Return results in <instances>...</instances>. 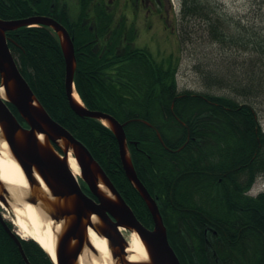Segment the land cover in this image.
Wrapping results in <instances>:
<instances>
[{
    "label": "trees",
    "instance_id": "1",
    "mask_svg": "<svg viewBox=\"0 0 264 264\" xmlns=\"http://www.w3.org/2000/svg\"><path fill=\"white\" fill-rule=\"evenodd\" d=\"M47 7L45 0L32 6L0 0V18L45 15ZM209 10L204 0H187L181 17L205 20L217 36ZM6 37L39 102L87 146L136 217L151 228L146 204L122 168L113 132L68 106L56 33L48 27H20ZM87 41L73 40L76 90L86 107L124 124L136 173L156 199L181 264H264V192L247 194L264 173V132L256 112L229 96L179 91L175 62L158 63L145 48H134L119 60L114 48L95 52ZM27 244L32 264H53L38 244ZM0 264H24L1 230Z\"/></svg>",
    "mask_w": 264,
    "mask_h": 264
},
{
    "label": "water",
    "instance_id": "2",
    "mask_svg": "<svg viewBox=\"0 0 264 264\" xmlns=\"http://www.w3.org/2000/svg\"><path fill=\"white\" fill-rule=\"evenodd\" d=\"M30 24L50 26L58 34L65 61L64 88L68 104L77 115L101 120L111 129L118 142L124 173L145 202L152 218V228L137 219L89 149L51 118L20 73L7 45L5 32ZM75 67L71 37L56 20L46 16L8 20L0 18V88L4 93V96L0 95V135L25 174L28 183L26 202L36 206L62 226L55 244V264H78L86 247L97 253L89 241L88 227L106 237L114 264H181L169 244L158 205L136 174L127 149L124 124L106 112L87 109L73 97ZM8 102L15 106L28 128L18 122L9 109ZM40 135L42 138H39ZM53 144L59 146L63 157L54 149ZM70 151L79 166L81 179L97 201L81 191L69 166ZM100 184L111 196L100 188ZM7 194L8 190L0 180V201L8 206ZM93 215L97 217L95 222L92 220ZM0 221L3 222L1 214ZM3 225L5 226L4 222ZM119 226L136 232L145 246L147 261L133 262L127 258L128 242ZM7 231L17 243L25 264H31L17 237L8 229ZM113 241L117 247H113Z\"/></svg>",
    "mask_w": 264,
    "mask_h": 264
},
{
    "label": "rangeland",
    "instance_id": "3",
    "mask_svg": "<svg viewBox=\"0 0 264 264\" xmlns=\"http://www.w3.org/2000/svg\"><path fill=\"white\" fill-rule=\"evenodd\" d=\"M181 1L172 0L178 14ZM204 2L211 9L208 15L213 17L219 35H214L216 33L211 30L210 24H205V20L181 17L176 36L178 42L173 33L162 31L152 38L142 35L136 40V46L147 48L158 63L165 65L168 59L175 62L179 91L229 96L239 104H249L264 129V0ZM209 75L210 78H207ZM211 78L222 82L210 83ZM8 190V206L4 204V214L20 233L10 208L16 202L13 192ZM260 192H264V174L258 176L250 189L252 195ZM125 230L127 232H122L128 241L129 232ZM81 255L86 261L99 258L87 247Z\"/></svg>",
    "mask_w": 264,
    "mask_h": 264
},
{
    "label": "flooded vegetation",
    "instance_id": "4",
    "mask_svg": "<svg viewBox=\"0 0 264 264\" xmlns=\"http://www.w3.org/2000/svg\"><path fill=\"white\" fill-rule=\"evenodd\" d=\"M24 1H29L30 6H32V4H35L39 0ZM45 1L48 2V7L45 10L47 14L35 15L55 19L65 27L73 40H80L82 38L84 41L88 39L85 44L95 52L114 48V53L119 57V60H122L124 53L134 48H144L136 46V40L142 35L152 38L155 34L162 31H170L175 37L178 36L181 22V8L183 3L187 2V0L181 1L178 14L172 0ZM176 41L178 42L177 37ZM78 183L82 191L92 197L86 192L85 187L79 179ZM0 210L4 213L2 207ZM3 222L7 228L3 225ZM3 222L0 221V230L7 237L8 243L17 249L21 257L18 245L10 236L7 229L16 235L17 239H19V232L11 226L9 219L5 218ZM28 242L20 241L25 254ZM111 244L117 247L115 241L111 242Z\"/></svg>",
    "mask_w": 264,
    "mask_h": 264
},
{
    "label": "bare ground",
    "instance_id": "5",
    "mask_svg": "<svg viewBox=\"0 0 264 264\" xmlns=\"http://www.w3.org/2000/svg\"><path fill=\"white\" fill-rule=\"evenodd\" d=\"M0 95L4 96L2 88H0ZM73 95L76 99H79L75 90ZM41 136L42 135H40L39 138H42ZM68 162L73 173L78 175L79 167L72 156L71 151L68 154ZM0 180L5 184L7 190L10 189L13 192L14 201L16 203L12 204L11 212L14 216V224L20 229L21 234H19L21 237H30L35 240L48 256L56 262L55 244L62 226L47 217L39 208L26 202L25 196L27 195L28 183L25 174L17 160L13 157L7 143L1 138V135ZM40 182L42 181L40 180ZM99 186L107 195L111 196V193L102 184ZM43 187L44 190L47 191L44 184ZM92 220L95 222L97 217L93 215ZM120 230L126 231L123 227L120 228ZM128 235L129 242L126 248L127 258L133 262L147 261L148 256L146 254L145 246L136 232L130 230ZM88 236L89 241L95 248L97 252L96 254H98L99 258L93 257L90 261H86L80 256L78 264H114L106 237L98 235L91 229L88 231Z\"/></svg>",
    "mask_w": 264,
    "mask_h": 264
}]
</instances>
